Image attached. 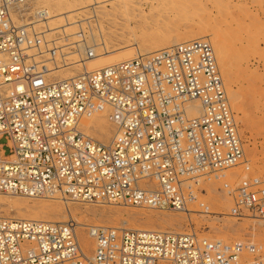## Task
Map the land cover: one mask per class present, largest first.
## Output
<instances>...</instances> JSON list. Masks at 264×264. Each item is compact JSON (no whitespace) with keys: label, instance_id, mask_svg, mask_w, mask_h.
Wrapping results in <instances>:
<instances>
[{"label":"built area","instance_id":"obj_1","mask_svg":"<svg viewBox=\"0 0 264 264\" xmlns=\"http://www.w3.org/2000/svg\"><path fill=\"white\" fill-rule=\"evenodd\" d=\"M30 1L0 0L1 195L185 212L214 179L231 199L230 216L264 221V174L225 180L227 170L250 168L208 39L87 71L90 47L78 50L81 38L57 45L66 42L61 30L48 38L47 11L29 14ZM66 51L75 62L65 64ZM73 64L81 70L57 77L55 66ZM103 109L113 125L108 143L80 127ZM75 228L71 218L0 216V264H264V250L248 241L101 225L87 229V257Z\"/></svg>","mask_w":264,"mask_h":264},{"label":"rangeland","instance_id":"obj_2","mask_svg":"<svg viewBox=\"0 0 264 264\" xmlns=\"http://www.w3.org/2000/svg\"><path fill=\"white\" fill-rule=\"evenodd\" d=\"M168 1L114 0L99 3L92 10L89 7L91 0H83V9L53 18L61 20L49 22V27H63V33L71 42L79 38L78 34L83 29L86 41L81 43L86 44L85 48L91 45V49H95L96 53L132 44L129 51L125 50L126 53L131 52L132 55L128 56L131 58L138 53L143 54L145 49L152 52L158 47L171 45L173 40L182 42L205 38L212 45L215 38L218 39L222 45V55L218 56L214 49L213 51L238 126L244 158L250 168L247 172L242 165L230 169L226 171L225 180L234 184L244 176L264 174V0ZM66 6L67 1H62L61 12L66 10ZM47 8L50 14L55 11L54 7ZM33 10V3L29 2L28 13ZM53 34L47 37L50 38ZM90 38L97 40L98 45L94 40L90 42ZM175 43L179 42L173 44ZM56 44L59 45V40ZM126 53L124 50L112 51L89 60L86 64L104 63L113 58L117 59V62L123 61L121 59L124 58L119 57ZM75 68L73 66L70 70ZM90 119L93 124L89 127L80 124L81 128L93 139L108 142L112 137L113 127L107 121L105 113L102 116L94 113ZM95 123H99L106 131L102 138H98ZM201 187L197 202L190 205L194 211L190 212L187 220L182 212L108 203H63L64 200L61 202L54 198L28 199L1 194L0 216L61 221L71 218L75 222L80 219L88 225L176 233L193 232L197 237L218 239L226 243L248 241L264 250V221L251 217L237 219L230 216L231 199L221 189V180L212 179ZM199 203L207 206V211L211 213H203ZM50 209L57 218L49 214ZM87 252H92L90 245ZM158 264L170 263L161 261Z\"/></svg>","mask_w":264,"mask_h":264},{"label":"bare ground","instance_id":"obj_3","mask_svg":"<svg viewBox=\"0 0 264 264\" xmlns=\"http://www.w3.org/2000/svg\"><path fill=\"white\" fill-rule=\"evenodd\" d=\"M62 1H67V3H68V6H66V10L64 11V12H61V2ZM76 2H73V3H70L69 2V0H31L30 2H32L33 3V9H45L46 11H47V16L45 17V19H43L41 22H40V24L42 25V27H44V31H46L47 33H46V35H50L51 33H53V31H60V28H61V33H62V38L63 39H61V41H63L64 39H65V43H59V45H65V44H68V43H71V41H70V38L67 36V35H65L64 33H63V27H59V25L57 26H55V27H49V22H54V21H57V20H61V19H53V18H59V17H61L62 15H67V14H69V13H73V12H75V11H77V10H79V9H83V7H85V5H82V2H83V0H75ZM87 1H90V0H85V2H87ZM108 1H114V0H91V3H90V5L91 6H89V7H91L92 8V10H93V8H95V6H97L99 3H103V2H108ZM115 1H123V0H115ZM165 1V0H164ZM171 1H173L174 2V0H169L168 2H171ZM35 4V5H34ZM168 4V3H167ZM36 6V7H35ZM170 6H171V3H170ZM47 7H54L55 8V11L54 12H52L51 14L49 13V9L47 8ZM65 8V7H64ZM171 8V7H170ZM92 13V12H91ZM52 24V23H51ZM61 25V24H60ZM64 25H66V24H64ZM82 31H80L79 32V38L76 36V35H74L76 38H78V39H76V40H73L72 42H75V41H79V39L81 38V40H85L86 41V36H85V32L83 31V29H81ZM149 33V32H148ZM192 38H197V37H192ZM91 40H94L95 42H96V44L98 45V42H97V40H95L94 38H90V42H91ZM57 41V40H56ZM188 41V40H187ZM174 42H180V41H178V40H173L172 41V44L174 43ZM87 45H89L88 43H87ZM75 46H77L78 47V50H80L81 52H83V50L85 49V46H86V44H82V43H75ZM164 46V45H163ZM212 46H213V49L215 50V53L218 55V56H221L222 55V51H221V46L222 45H220V43H219V40L218 39H216L215 38V40L213 41V43H212ZM89 47H90V50L93 52V57H91V58H89L88 60H87V62L89 61V60H93V59H95V58H97V57H100V56H102V55H105V54H107V53H111L112 51H120V50H124V52L126 53V51L125 50H127V51H129L130 49L129 48H132V44H130V45H126V46H121V47H118V48H115V49H112V50H110V51H106V52H101V53H96V50L95 49H91V45H89ZM135 48L137 49V45L135 44ZM159 48H162V47H158V48H156V50L157 49H159ZM129 49V50H128ZM135 49V50H136ZM68 52H70V53H74L73 51H66L65 52V54H64V60L65 61H67V63H65V64H69V63H73V62H75L76 61V57H77V55L74 53V54H70V53H68ZM137 52V51H136ZM149 53L148 52V50L147 49H145L144 50V53ZM143 53V54H144ZM132 54H131V52H127L126 54H123V55H121V57H119L120 59L121 58H124V59H126L128 56H131ZM75 56V57H74ZM61 57V56H60ZM62 58V57H61ZM71 58V59H70ZM128 58H130L131 59V57H128ZM126 59V60H129V59ZM133 58V57H132ZM220 58V57H219ZM124 59H121V60H123V61H125ZM117 59H115V58H113L111 61H116ZM111 61H106V62H104V63H94V64H85V68H86V70L87 71H92V70H96V69H99V68H103V67H106V66H108V65H111V64H114V63H118V62H121V61H116V62H112L111 63ZM86 62V63H87ZM64 65V64H63ZM73 66L74 67H76L75 68V70H70V68H68V67H61V65L60 66H55L54 68V72H55V74L57 75V77L58 78H67V77H71V76H73L74 74H76L77 72H79L80 70H81V68H80V66H77V65H75V64H73ZM72 66V67H73ZM228 88V87H227ZM198 104V105H197ZM191 105H192V109H193V112H192V114L193 115H195V114H197V113H199V110H200V105H199V103L197 102V101H194V102H192L191 103ZM195 105L197 106V107H195ZM104 113H105V116H106V118H107V121L112 125V123H111V121L109 120V110L108 109H103L102 111H100V112H97V113H95V115L97 114V116H102V115H104ZM81 125H83L84 127H89L91 124H93L92 123V120L90 119V116L88 117H84V118H82L81 119V123H80ZM81 125H80V127H81ZM95 127H96V129H97V133H98V138H102L103 136H105L106 135V131H105V129L99 124V123H95V125H94ZM112 127H113V125H112ZM82 129V128H81ZM83 130V129H82ZM84 131V130H83ZM85 132V131H84ZM86 133V132H85ZM113 134V133H112ZM111 140V139H110ZM109 140V141H110ZM108 141V142H109ZM100 142V141H99ZM108 142H106V143H108ZM102 143H104V142H102ZM228 171V170H227ZM225 175H226V173H225ZM211 181V180H210ZM218 181V180H217ZM4 196H6V195H4ZM6 197H10V196H6ZM54 199L55 200H59V201H63V199H59V198H56V197H54ZM65 202V200L63 201V203ZM66 203V202H65ZM63 209L65 210V207H63ZM194 211V209L192 208V207H188V211H185V212H182V213H185V219L187 220V219H189V214H190V212H193ZM48 212H49V214H51L52 215V217L53 218H57L56 217V215H54V211L53 210H48ZM206 213H211V212H208V211H205ZM67 214H68V211H67ZM26 219H29V218H26ZM34 219H36V218H34ZM39 220H42V219H39ZM46 221H52V222H60L61 220H58V219H45ZM75 225H76V228L75 229H77L76 230V234H77V237H78V240H79V243H80V246H81V249H82V251H83V253L87 256V257H90L91 255L90 254H92V252H90V253H88L87 252V248H88V245H90L91 246V251H93V249H94V242H93V240H92V237L89 235V233L87 232V229H88V227L89 226H94V225H88L87 223H85V222H83L82 220H78L77 219V222H75ZM141 230H149V229H141ZM215 240H218V239H215ZM221 241V240H220ZM88 255H90V256H88Z\"/></svg>","mask_w":264,"mask_h":264}]
</instances>
